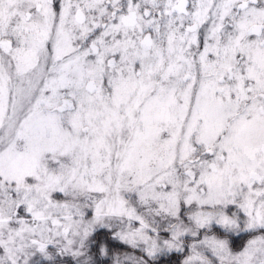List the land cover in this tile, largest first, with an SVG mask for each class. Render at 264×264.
<instances>
[{
	"label": "snow or ice",
	"instance_id": "snow-or-ice-1",
	"mask_svg": "<svg viewBox=\"0 0 264 264\" xmlns=\"http://www.w3.org/2000/svg\"><path fill=\"white\" fill-rule=\"evenodd\" d=\"M0 264H264V0H0Z\"/></svg>",
	"mask_w": 264,
	"mask_h": 264
}]
</instances>
